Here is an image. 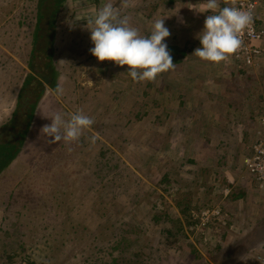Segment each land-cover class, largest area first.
<instances>
[{"label": "rangeland", "instance_id": "obj_1", "mask_svg": "<svg viewBox=\"0 0 264 264\" xmlns=\"http://www.w3.org/2000/svg\"><path fill=\"white\" fill-rule=\"evenodd\" d=\"M39 2L0 0V126L41 94L0 173V223L18 221L25 241L13 264H264V183L244 165L264 131V56L244 69L192 55L212 14L201 12L206 0H131L124 14L142 35L163 17L164 43L186 49L174 69L134 82L128 65L89 52L78 20L107 0H60L46 20L52 68H42L33 59ZM77 110L95 123L72 151L40 131L45 116Z\"/></svg>", "mask_w": 264, "mask_h": 264}, {"label": "clouds", "instance_id": "obj_2", "mask_svg": "<svg viewBox=\"0 0 264 264\" xmlns=\"http://www.w3.org/2000/svg\"><path fill=\"white\" fill-rule=\"evenodd\" d=\"M229 5V0H224ZM131 0H120V6H114L113 0H107L91 15L81 17L86 20L90 31V40L94 47L89 52L99 61L110 60L117 65H128V73L134 82L154 81L157 75L175 68L172 55L164 40L170 36L163 17L154 18L147 35L131 23L124 11L131 7ZM210 11L204 20L203 30L198 34L202 47H197L192 55L213 63L226 60L229 55L241 49V33L251 24L253 13L251 6L243 9L231 0L229 6L220 7L219 0H206L203 11ZM54 93L62 96L64 89L57 84ZM51 123L45 124L41 132L51 138L52 143L63 141L68 151L74 142H78L85 129L91 128L94 119L83 110L71 113L55 112L50 116ZM97 136L90 137L95 143Z\"/></svg>", "mask_w": 264, "mask_h": 264}, {"label": "trees", "instance_id": "obj_3", "mask_svg": "<svg viewBox=\"0 0 264 264\" xmlns=\"http://www.w3.org/2000/svg\"><path fill=\"white\" fill-rule=\"evenodd\" d=\"M174 0H169V2H173ZM230 1V0H229ZM220 7L226 6L224 0H220ZM60 0L53 1L48 3L47 0H40L38 3V21H37V46L35 47V52L33 54V59L39 63L42 68L50 66L47 59L50 58L52 50V35H53V23L46 21L47 18H51L53 20V16H56L58 12V8L60 7ZM55 29V28H54ZM51 32V33H50ZM50 34V35H48ZM45 43V44H44ZM43 46V47H42ZM44 48V49H43ZM43 49V50H42ZM54 49V48H53ZM168 49L170 50V54L173 58V63H178L183 60V57L186 55V49H180L176 45H168ZM46 79V78H45ZM41 86V85H40ZM42 89V86H41ZM40 93L36 94L30 101H25L24 104H27V110H22L18 112V114L13 113L12 120L4 122L0 126V173L7 167L9 162L15 157L19 145L22 142V137L25 134L26 129L28 128L31 120L35 117L36 111L35 106L36 102L40 98ZM15 121L16 119H18ZM15 122H14V121ZM17 122H20L22 125H16ZM17 128V129H16ZM239 195V194H238ZM238 195H234L233 198ZM241 195V193H240ZM6 206L4 208V212H6ZM6 214V213H5ZM7 215V214H6ZM2 216L1 225H0V234L3 233V238L0 239V245L2 248H5L8 257V264H13V257L24 259L25 252L23 247L25 246V241L22 238L23 233H20V223L18 221L13 220L11 222H7L8 216ZM154 220L157 221V217L154 216ZM13 230V234L11 233ZM16 234H15V233ZM220 249V248H218ZM24 254V255H23ZM29 259V258H28ZM19 264V262H18ZM21 264V263H20ZM28 264H34L33 262H29Z\"/></svg>", "mask_w": 264, "mask_h": 264}, {"label": "built area", "instance_id": "obj_4", "mask_svg": "<svg viewBox=\"0 0 264 264\" xmlns=\"http://www.w3.org/2000/svg\"><path fill=\"white\" fill-rule=\"evenodd\" d=\"M231 0L229 1V5ZM226 5V6H229ZM258 0H236V6L248 9L251 6L253 19L251 24L240 34L243 45L236 53L229 55L230 62L238 68H254L259 65L264 56V26L259 17ZM246 169L254 178L264 183V131H257L250 153L244 158ZM209 213V210L203 212ZM218 214L219 211L212 210L211 215Z\"/></svg>", "mask_w": 264, "mask_h": 264}]
</instances>
